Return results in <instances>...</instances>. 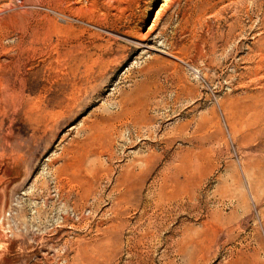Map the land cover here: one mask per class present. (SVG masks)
I'll list each match as a JSON object with an SVG mask.
<instances>
[{
  "label": "rangeland",
  "instance_id": "1",
  "mask_svg": "<svg viewBox=\"0 0 264 264\" xmlns=\"http://www.w3.org/2000/svg\"><path fill=\"white\" fill-rule=\"evenodd\" d=\"M0 34V264H264V0H0Z\"/></svg>",
  "mask_w": 264,
  "mask_h": 264
},
{
  "label": "bare ground",
  "instance_id": "2",
  "mask_svg": "<svg viewBox=\"0 0 264 264\" xmlns=\"http://www.w3.org/2000/svg\"><path fill=\"white\" fill-rule=\"evenodd\" d=\"M84 9H87L86 8V6H80L79 7V9L78 10H84ZM9 28V27H8ZM3 34V33H2ZM6 34V33H5ZM1 35V34H0ZM25 35V34H24ZM22 37V36H21ZM20 37V38H21ZM1 38H3V37H1ZM23 39V38H22ZM21 39V40H22ZM20 41V40H19ZM23 42V41H22ZM0 43H2L1 42V39H0ZM20 43V42H19ZM2 45V44H1ZM20 45V44H19ZM36 46V45H35ZM21 47V46H20ZM30 56V55H29ZM10 58V57H9ZM31 58V57H30ZM3 61V60H2ZM5 61H8V60H5ZM14 85V84H13ZM6 94L5 95H8L10 98H12V100H13V98H15V96L17 97V98H19L18 96L20 95L18 92H16V89H15V87L14 86H12V90L11 91H8V90H5L4 91ZM16 100V99H15ZM13 103L15 104V102H14V100H13ZM18 104H15V107L17 106Z\"/></svg>",
  "mask_w": 264,
  "mask_h": 264
}]
</instances>
